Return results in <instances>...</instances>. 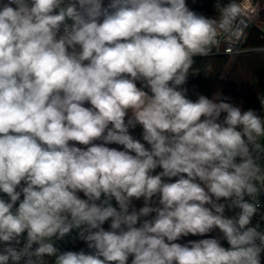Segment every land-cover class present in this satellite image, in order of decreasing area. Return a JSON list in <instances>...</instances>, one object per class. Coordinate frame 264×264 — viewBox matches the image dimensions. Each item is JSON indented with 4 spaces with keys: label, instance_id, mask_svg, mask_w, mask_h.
Returning a JSON list of instances; mask_svg holds the SVG:
<instances>
[{
    "label": "clouds",
    "instance_id": "1",
    "mask_svg": "<svg viewBox=\"0 0 264 264\" xmlns=\"http://www.w3.org/2000/svg\"><path fill=\"white\" fill-rule=\"evenodd\" d=\"M214 6L216 17L186 0H0V264H261L264 230L249 225L264 192V98L242 111L182 87L244 16L238 0ZM74 229L89 253L56 247ZM214 229L229 248L175 242Z\"/></svg>",
    "mask_w": 264,
    "mask_h": 264
},
{
    "label": "trees",
    "instance_id": "2",
    "mask_svg": "<svg viewBox=\"0 0 264 264\" xmlns=\"http://www.w3.org/2000/svg\"><path fill=\"white\" fill-rule=\"evenodd\" d=\"M216 0H186L187 6L197 12L204 14L208 17H216L218 16V10L215 8ZM224 3H227L228 0H223ZM263 45V41L260 40L258 31L255 29H251L249 31V35L247 40L245 41L244 48H257ZM195 63L193 65V69H198L199 73L193 75V70H190L189 77L183 88L187 89V96L189 99L195 101L198 99V95H204L211 99L214 91L217 89L218 84L220 83L221 77L225 71L228 57L227 56H214V57H197L194 58ZM208 65H211V72L205 74L206 68ZM221 98L227 97L228 99L225 102L232 103L236 106H239L242 111L253 109L257 112L261 111V103L260 97L264 98V76L262 72H259L256 76V82L250 92L247 93L246 96L241 98V94L238 91H234L230 89L228 95H221ZM218 102V101H217ZM86 107H90V105L85 104ZM226 114L222 113L220 120L222 121ZM143 129L140 125H137L134 129H130L131 135L135 139L140 140L141 143H144L146 147H150L147 145V142L143 141L142 138ZM71 143V142H70ZM95 143H101V141H96ZM77 146V144H76ZM110 148H117L118 150H123L122 145L117 144H108L106 145ZM86 148V146L84 147ZM162 171L161 168H157L153 174H158ZM178 179V178H177ZM165 182H173V178H164ZM78 195L82 199H86L82 192H79ZM220 203H225L223 199L219 201ZM19 201L16 204L18 207ZM144 206L143 198L139 200H133L132 207L136 208L137 210ZM152 207H159V196H154L152 198L151 205ZM115 207H118L117 203ZM131 211V208H130ZM156 213H151L148 217L141 218V222L144 219H153ZM225 215L227 216V208L225 209ZM111 221H106L103 227L105 230L110 229ZM139 226V224L137 225ZM200 236V235H199ZM204 236V237H203ZM200 236L199 239H207V238H220L221 233L219 229H214L212 232ZM179 243L178 240L175 241ZM49 261V264L52 263V257H46ZM133 259L132 256L129 257L128 264H131V260Z\"/></svg>",
    "mask_w": 264,
    "mask_h": 264
},
{
    "label": "built area",
    "instance_id": "3",
    "mask_svg": "<svg viewBox=\"0 0 264 264\" xmlns=\"http://www.w3.org/2000/svg\"><path fill=\"white\" fill-rule=\"evenodd\" d=\"M109 0H104V4L107 5ZM241 3L242 8L244 10L243 18L238 22L235 29L226 35L219 46L218 49H213V53L207 57L214 56H227L233 57L237 54L244 53L243 48L245 41L248 38L249 31L251 29H255L258 31L260 40L263 41V45L257 48H248L250 50H258L264 53V0H238ZM199 57V56H197ZM194 57V58H197ZM138 87H143L140 81H137ZM145 91H149L148 88H144ZM264 115V112H261ZM264 164V157H262L261 161ZM19 190V189H17ZM0 197L8 200L6 194L0 192ZM23 199V195H21V200ZM103 199V196L102 198ZM246 200L250 201L249 197H245ZM261 207L258 210V213L253 216L251 224L249 226H255L257 223L260 225V230H264V192L261 193L259 197ZM112 204L115 207L116 201L113 198ZM227 208V207H226ZM240 210L238 208L228 209L227 208V217L235 216ZM27 233H23L21 237V242L19 245H15L13 242V246L19 248L22 247L26 242ZM221 245L225 248H229L230 245L225 239H222V233L220 236ZM56 247L60 252L64 251H76L79 252L83 250L85 253H89L91 250L88 249L85 241L81 240L78 236V230H72V232L65 236L62 240L55 241ZM6 246L4 242H0V251ZM37 247V245H33V248ZM55 257H52V263L54 264ZM11 264V261L9 262ZM20 264H24L23 261ZM261 264H264V253H261Z\"/></svg>",
    "mask_w": 264,
    "mask_h": 264
},
{
    "label": "rangeland",
    "instance_id": "4",
    "mask_svg": "<svg viewBox=\"0 0 264 264\" xmlns=\"http://www.w3.org/2000/svg\"><path fill=\"white\" fill-rule=\"evenodd\" d=\"M244 53L229 57L225 71L221 77L217 89L214 91L212 98L217 94L228 95L230 89L238 91L241 98L250 92L256 82V76L259 72L264 76V53L258 50L243 48ZM77 147L84 148V145L77 144ZM178 177H174L173 182ZM199 235L189 234L178 239L180 244H186L188 241L200 240ZM204 237V236H203Z\"/></svg>",
    "mask_w": 264,
    "mask_h": 264
}]
</instances>
